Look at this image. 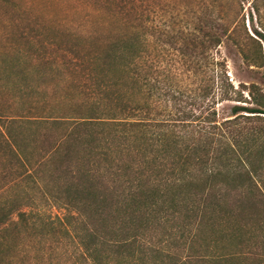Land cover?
I'll use <instances>...</instances> for the list:
<instances>
[{
	"label": "trees",
	"instance_id": "obj_1",
	"mask_svg": "<svg viewBox=\"0 0 264 264\" xmlns=\"http://www.w3.org/2000/svg\"><path fill=\"white\" fill-rule=\"evenodd\" d=\"M124 28L123 36L93 57L94 71L102 75L108 91L105 99L111 103L105 118L84 117L68 127L57 119L27 120L28 125H42L45 142L51 136L47 125L63 126L61 136H52V141L50 137L34 164L26 163L19 133L12 135L0 126V137L19 165L14 171L5 160L0 167V264L16 257L19 226L29 225L21 210L28 203L16 190L18 183L6 186L24 178L44 183L45 161L52 164L64 146L69 154L71 144L89 151L97 142L101 160L108 162L113 156L110 163L116 162L115 167L110 165L107 177L97 178L77 164L70 165L60 190L63 196L55 198L75 213V218H60L58 224L67 237L77 239L84 263L136 264L138 257L150 254L153 264H237L249 259L264 264L263 243L253 242L252 236L249 241L244 238L250 227L264 233V218L234 219L235 207L240 209L248 195L264 205V155L260 161L255 158L264 153V131L246 128L251 120L264 118V92L255 84L234 88L223 69L197 95L201 110L178 113L177 119L169 110L161 119L160 51L154 55L149 51L144 28ZM249 40L237 47L241 60L248 68H261V46ZM206 98V103L201 101ZM223 102L233 103L227 117H220L217 109ZM180 214L190 221L178 228V243L187 244L188 250L203 243L200 252L182 255L179 247L173 251L162 242L153 243L150 232L161 224L159 218ZM216 232L218 237H212Z\"/></svg>",
	"mask_w": 264,
	"mask_h": 264
},
{
	"label": "rangeland",
	"instance_id": "obj_2",
	"mask_svg": "<svg viewBox=\"0 0 264 264\" xmlns=\"http://www.w3.org/2000/svg\"><path fill=\"white\" fill-rule=\"evenodd\" d=\"M125 25L144 28L150 41L149 51L153 55L154 51H160L161 119L169 110L174 119L178 113L201 110L197 95L223 69L234 88L239 84H255L264 92V66L248 68L237 48L250 42V38L260 44L264 56V0H0V126L24 139L18 144L24 149L26 163L39 160L42 150L49 146L50 137L52 141V136H61L63 126L84 117L107 116L111 103L105 99L108 91L105 83H101L102 75L94 71L93 57L123 36ZM152 58L156 59V55ZM232 105L218 104L220 117L229 116ZM30 119L42 123L57 119L64 125H47L51 136L45 142L40 135L42 125H28ZM246 128L264 131V118L251 120ZM74 144L70 145V155L64 146L52 164L45 161L44 183L36 185L24 178L6 186L18 183L16 190L23 193V202L28 203L21 210L28 215L29 224L19 226L15 241L19 252L9 264H86L75 243L77 239L67 237L58 224V219L75 218V213L55 198L63 196L60 190L67 174L65 169L70 165L77 164L97 178L107 177L113 156H108V162L102 161L98 142L91 143L89 151H81L83 148H75ZM255 155L260 161L264 153ZM5 160L9 168L19 169L0 137V167ZM115 163L111 166L115 167ZM158 211L161 212V203ZM259 218H264V205L249 195L240 209L235 207L234 219L240 222ZM159 220L161 224L150 232L153 243L162 242V247L168 246L173 251L179 247L182 255L191 250L200 252L203 243L189 250L187 244L178 243L177 230L189 218L180 214ZM254 230L250 227L246 231L245 240L252 236L253 242L261 241L264 246V233ZM212 237H218V233ZM249 246L250 242L245 244L246 249ZM153 261L149 254L146 259L138 257L136 264ZM237 264L255 263L249 259Z\"/></svg>",
	"mask_w": 264,
	"mask_h": 264
}]
</instances>
